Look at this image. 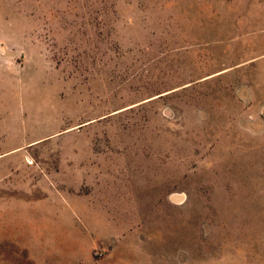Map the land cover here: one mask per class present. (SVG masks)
Wrapping results in <instances>:
<instances>
[{
	"label": "rangeland",
	"instance_id": "1",
	"mask_svg": "<svg viewBox=\"0 0 264 264\" xmlns=\"http://www.w3.org/2000/svg\"><path fill=\"white\" fill-rule=\"evenodd\" d=\"M0 264H264V0H0Z\"/></svg>",
	"mask_w": 264,
	"mask_h": 264
}]
</instances>
